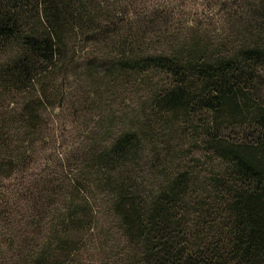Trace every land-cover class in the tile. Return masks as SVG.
<instances>
[{
	"label": "trees",
	"instance_id": "trees-1",
	"mask_svg": "<svg viewBox=\"0 0 264 264\" xmlns=\"http://www.w3.org/2000/svg\"><path fill=\"white\" fill-rule=\"evenodd\" d=\"M108 9L101 0H0V177L12 178L26 161V131L36 129L45 101L56 96L48 81L77 68L76 43L113 38L114 59L99 65L164 74L168 85L156 107L188 119L207 115L202 135L220 163L197 196L190 173L177 172L145 198L123 168L138 152L140 134H122L100 156L98 173L143 263L264 264V41L229 57L198 45L147 53L137 49L138 31L110 19ZM236 123L255 141L224 136ZM80 215L71 212V223ZM68 253L36 251L31 264H59Z\"/></svg>",
	"mask_w": 264,
	"mask_h": 264
},
{
	"label": "rangeland",
	"instance_id": "rangeland-1",
	"mask_svg": "<svg viewBox=\"0 0 264 264\" xmlns=\"http://www.w3.org/2000/svg\"><path fill=\"white\" fill-rule=\"evenodd\" d=\"M101 1L110 19L138 31L133 41L147 53L198 45L229 57L264 41V0ZM112 39L76 43L77 68L48 81L56 96L45 101L36 129L26 131V161L12 178L0 177V264H31L36 251L61 247L69 253L59 264H144L98 173V159L124 133L140 134L139 150L123 168L145 198L177 172L190 173L197 196L220 168L202 135L207 115L188 119L156 107L168 85L164 74L99 65L114 59ZM223 134L255 141L239 123ZM78 211L85 215L71 223L70 213Z\"/></svg>",
	"mask_w": 264,
	"mask_h": 264
}]
</instances>
